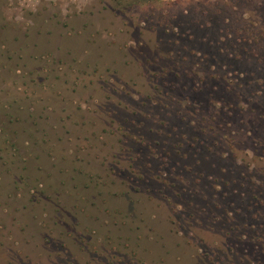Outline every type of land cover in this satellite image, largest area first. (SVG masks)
Here are the masks:
<instances>
[{
    "label": "rangeland",
    "instance_id": "rangeland-1",
    "mask_svg": "<svg viewBox=\"0 0 264 264\" xmlns=\"http://www.w3.org/2000/svg\"><path fill=\"white\" fill-rule=\"evenodd\" d=\"M242 15L264 0H0V264H264Z\"/></svg>",
    "mask_w": 264,
    "mask_h": 264
},
{
    "label": "trees",
    "instance_id": "trees-1",
    "mask_svg": "<svg viewBox=\"0 0 264 264\" xmlns=\"http://www.w3.org/2000/svg\"><path fill=\"white\" fill-rule=\"evenodd\" d=\"M242 17L247 20L244 27L239 28L238 25H233L234 23L229 24V26L231 25L230 30H232L230 33L231 41L239 40V43L232 44L229 42V47L223 48V55L234 61V65H226L228 68L233 67V72L223 70L225 78H228L229 74L244 75L239 69L240 66L247 68L249 64V66L255 65L257 61L264 63V21L261 22L257 19V22L261 25L258 29V23L251 19L249 15L248 17L242 15ZM209 72L211 73V71ZM249 73L247 74L248 76H250Z\"/></svg>",
    "mask_w": 264,
    "mask_h": 264
}]
</instances>
